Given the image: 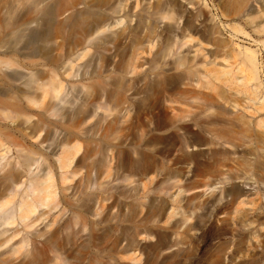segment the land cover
I'll return each mask as SVG.
<instances>
[{
	"label": "bare ground",
	"instance_id": "1",
	"mask_svg": "<svg viewBox=\"0 0 264 264\" xmlns=\"http://www.w3.org/2000/svg\"><path fill=\"white\" fill-rule=\"evenodd\" d=\"M239 3L217 0L216 9L227 21L222 12L235 13ZM207 7L200 0H0V264H43L37 233L61 254L57 234L85 226L68 190L89 188L93 169L108 177L99 159L113 148L107 140L118 125L140 119L152 124L159 149H175L174 167L163 174L148 154L115 155L125 181L145 188L156 179L174 190L169 204H124L127 220L138 225L163 214L175 234L168 244L149 231L147 263L174 247L176 264H264V118H244L246 108L264 110V92L227 94L214 84L256 81L252 51L238 55V78L220 68L197 74L215 66L214 57L198 61L204 54L194 37L213 33ZM247 17L264 31L255 23L260 14ZM156 22H163L159 32ZM180 83L194 86L168 96L165 88ZM159 103L175 115L160 120Z\"/></svg>",
	"mask_w": 264,
	"mask_h": 264
},
{
	"label": "rangeland",
	"instance_id": "2",
	"mask_svg": "<svg viewBox=\"0 0 264 264\" xmlns=\"http://www.w3.org/2000/svg\"><path fill=\"white\" fill-rule=\"evenodd\" d=\"M200 3L207 5L210 10L207 20L211 23L213 33L208 40L201 38L198 34L194 35L197 40L202 42L201 53L204 54L203 56L199 55L198 61H201L204 56L207 62L213 60L214 57L215 66L212 67L211 64H206L203 68H198L197 74L207 75L205 70L220 68L230 70L231 76L238 78L241 76L236 71L238 55L245 50L252 51L257 68L256 81L253 80L249 83L248 81L225 82L221 80L214 82V84L218 90H223L227 94H233L238 90L246 92L248 89L264 92V31L257 32L254 23L251 24L247 17L248 15L260 14V18L256 19L255 23L263 24L264 0H240L239 5L232 8L235 13L222 12L223 18L228 19L227 21L221 18L219 9H216L217 0L214 3L211 0H200ZM211 4H213V7H211ZM186 7L185 10L188 11L189 6ZM154 25L157 32H159L162 29L163 22H156ZM154 49L155 46L152 51ZM191 54L189 52V55ZM146 57V55H140L139 61ZM145 68L146 66L143 65V69ZM162 69L165 71L166 68ZM145 75L148 80L153 77L150 72L145 73ZM138 85L135 88L140 87V82H138ZM193 86L194 83L191 85L180 83L176 87L165 88V91H167L168 96L176 97L182 89H191ZM202 88L197 91L209 92L207 88ZM139 90L141 91V88ZM235 95H232V97L235 96L236 101L244 105L245 95L242 93H236ZM218 103L223 104V101L218 99ZM158 107L160 120L169 119L176 113L162 103H159ZM229 108L230 106L226 109L230 111ZM249 109L251 108H246L247 112L244 114V118L253 122L264 118V110L253 113ZM118 128L120 132L116 134V138L109 139L106 142L113 145V148L109 147L111 150H105L104 154L99 157L109 167V176L103 177L101 175L97 177L93 169L90 172L92 183L89 188L78 186L67 192L70 196L69 199L72 201L71 203L77 206V210L81 211L80 221H85V226L76 233L72 232L71 234L69 229H62L57 234V250L58 252L61 251V254L54 253L47 246H43V237L39 233L34 236L35 247L42 250L44 248V252L47 254V259L43 264H148L147 257L151 258V246L155 242L153 236H148L149 231L164 234L166 242L173 244L175 234L167 230L166 218L163 214L156 213L144 222L145 224L142 223L144 226L135 224L133 220H127L123 214L124 204L137 206L143 200L151 204H160L161 202L169 204L173 200L174 190L166 188L164 185L161 186L159 180L156 179H153L145 188L133 184V182L125 181L121 175V159L117 161L115 155L121 156L127 153V157L135 159L136 152L148 154L151 156L150 161L153 163L155 173L163 174L169 168L174 167L175 149L173 145L159 149L158 143L156 144L153 141L156 134L150 132L152 124L148 123L147 119L121 124L118 125ZM84 171V168H81L76 178L83 175ZM80 190L82 191L80 192ZM67 209L70 210L65 207L64 217L71 215ZM82 216H84L83 219ZM133 219L136 220L137 218ZM207 226L208 223H206L205 228ZM17 227L20 226L17 225ZM39 228H42V225L37 226V229ZM39 231H42V229ZM199 234L200 231H196V235ZM127 243L128 245H126ZM25 249H30V246L22 248L21 252ZM171 251H174V247L164 250L155 264H176L177 258L173 256ZM5 256L12 257L13 255L7 254ZM17 256L20 257V255Z\"/></svg>",
	"mask_w": 264,
	"mask_h": 264
}]
</instances>
